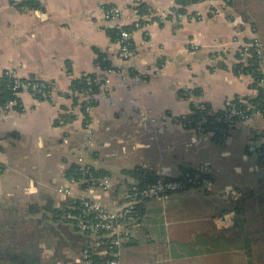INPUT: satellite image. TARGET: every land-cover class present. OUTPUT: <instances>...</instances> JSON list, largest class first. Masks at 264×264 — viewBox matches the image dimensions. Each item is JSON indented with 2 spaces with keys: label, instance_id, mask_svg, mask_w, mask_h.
<instances>
[{
  "label": "crops",
  "instance_id": "0c3cea01",
  "mask_svg": "<svg viewBox=\"0 0 264 264\" xmlns=\"http://www.w3.org/2000/svg\"><path fill=\"white\" fill-rule=\"evenodd\" d=\"M13 1L0 0V71L12 69L20 78L44 82L51 92L41 98L21 93L19 108L0 106V250L32 247L36 264H76L71 238L54 227L44 207L64 199L56 190L78 159L109 179L107 192L87 196L111 210L123 203V186L133 180L130 171L178 178L182 167L208 164V188L138 204L123 223L120 259L123 264H246L244 248L263 247L251 225L264 226V167L247 147L264 145V115L236 122L222 143L209 131L179 122L196 98L218 112L237 98L255 97L251 77L235 68L232 41L256 36L264 53V0H202L186 6L180 19L176 0H107L106 6L122 11L116 21L104 20L98 0H31L35 7ZM138 17L145 18L144 27L133 30ZM116 26L132 32L128 61L109 36ZM100 57L142 81L112 76L93 109L88 138L79 104L68 93L74 80L102 71ZM144 114L156 123L142 119ZM164 115L171 118L167 125L161 123ZM79 195L74 190V198ZM137 229L146 232L149 256L123 260L125 247L138 244Z\"/></svg>",
  "mask_w": 264,
  "mask_h": 264
},
{
  "label": "built area",
  "instance_id": "2783aa9c",
  "mask_svg": "<svg viewBox=\"0 0 264 264\" xmlns=\"http://www.w3.org/2000/svg\"><path fill=\"white\" fill-rule=\"evenodd\" d=\"M14 0V5L17 4ZM103 9V18L106 21H116L122 15V11L118 7L106 6L107 0H98ZM176 18H182V14L176 13ZM145 18L138 17L131 22L133 30L144 27ZM113 36L110 37L112 42L117 45L120 58L123 61H128L132 56V32L122 26L113 28ZM237 45L235 51V58L239 62H247V59L253 57L255 59V71L261 75L260 78H253L250 72L246 73L251 77L250 89L254 92L252 87L255 79L259 86H264V53L261 42L258 37L254 36L249 42L238 41L234 38L232 41ZM106 63V59H102ZM130 73V75H129ZM118 75L122 81L131 77L134 84L142 81V77L134 72H128L122 67H113L106 63L102 67V71L98 74H85L83 76L84 85L80 89L70 90L69 98L79 104L83 117V129L86 134H91V121L92 112L96 103L102 94H106L108 87L112 83V76ZM0 78L7 80V87L12 93L17 96L21 93L31 94L34 97H45L51 92V88L45 83L33 80L20 78L17 73L12 69L0 71ZM184 97H188L184 94ZM191 99V97H190ZM240 105L246 103L245 99L237 98ZM19 105L17 100L11 99L7 101L1 108L3 110L9 109L11 106ZM192 105L200 110L206 109L204 113L201 112L199 119L192 125L186 122L184 117L181 118L179 124L186 129L193 131H201L204 124L208 122L207 115L213 116L211 123L226 124L231 127L238 121L248 120L253 115H260L259 112L247 114V109L241 106L229 104L223 109V114L219 115L213 112L207 105L192 100ZM142 119L147 120L150 124H155L156 119L143 115ZM162 124L167 125L171 120L169 116H162ZM211 134H217L218 142L222 143L227 138L226 130L222 127H214V130H209ZM247 152L250 155H260L264 161V147L262 152L253 142H250L247 147ZM77 165L79 166L78 176H71L66 179V184L57 188V193L66 197L74 198V190H79L80 194L77 199L80 200L83 215H67V218L75 222L74 228L77 234H81L90 240L93 251L88 249L80 252L76 264H123L120 259V247L124 240L125 229L123 223L132 217L135 207L144 200L164 201L169 196L176 193H184L190 189L208 188L210 186L209 180V166L205 164L197 169L186 172L184 178H170L164 175L156 176L152 183L143 186L135 182H131L123 193V203L117 210H111L95 198L87 196L91 192H107L110 189V181L108 178L97 177L94 174V169L78 159ZM264 182V179H263Z\"/></svg>",
  "mask_w": 264,
  "mask_h": 264
},
{
  "label": "trees",
  "instance_id": "16d2710c",
  "mask_svg": "<svg viewBox=\"0 0 264 264\" xmlns=\"http://www.w3.org/2000/svg\"><path fill=\"white\" fill-rule=\"evenodd\" d=\"M24 2H29L32 3L33 6H37V4H35V2L31 1V0H23ZM22 1V2H23ZM202 0H176V4L179 6L177 9H175L176 13H183L184 9L186 6L190 5V4H195L198 3ZM143 6V5H140ZM114 33L113 28L109 31V36L112 37ZM99 61L101 62V66H105L106 63L101 61V57L99 58ZM239 62V61H238ZM256 63H255V59L253 57H250L247 59V62H239L236 65V70L237 72H241L243 74H246L248 72L251 73V75L253 76V78H260L261 75L258 74L255 71L256 68ZM44 83V82H43ZM46 84V83H45ZM47 85V84H46ZM84 85V80H83V76L77 80H74L72 82V86H71V90L74 89H80L82 88ZM255 91H256V95L255 97L252 98H247L246 99V103L244 105H240L237 101H234L233 103H231V105H235V106H241V108L243 109H247V114H251L253 112H259L260 115H264V86H259L257 84V81L255 79V82L253 83L252 86ZM11 99H15L18 102V98L17 96H15L12 91L9 90V88L7 87V80L5 78H0V106H3L7 101L11 100ZM19 104V102H18ZM16 108H19V106L17 105ZM209 108V107H208ZM207 109V107H206ZM206 109L204 110H200L198 108L193 107L191 109V112L188 116L184 117V120L186 122H190V124L192 125L194 122H196L200 115L201 112L204 113L206 111ZM217 114L221 115L223 114V110L218 111ZM208 118V122L206 124H204L203 130L205 131H209V130H214V127H222L224 130H227L229 128V126H226V124H217V123H211V121L213 120V116L211 115H207ZM214 139L216 141H218L217 139V134L213 133ZM263 146H261L259 148L260 152H262L263 150ZM261 159V162L263 164L264 167V161L262 159V157L260 155H258ZM181 175L180 177H178L179 180H182L184 178V174L186 172H191V170L189 168H181ZM78 172H79V166L77 164L72 165L67 171H66V177L69 178L71 176H78ZM130 177H132V181L137 183L140 186H143L145 184H149L152 183L156 176L152 173H143L142 171L139 170H133L128 172ZM94 174L97 177H100L94 170ZM263 179H264V173H263ZM262 179V181H263ZM264 183V182H263ZM129 184H126L125 186H123V188H127L129 187ZM138 206V205H137ZM137 206L134 209V213L132 214V217L135 215V212L137 210ZM44 211L50 213L52 217H50L52 220H54L56 222V225L54 226L56 229H58L61 234L63 233L65 235V237L67 238H71V244L73 247V250L76 254L80 255V252H82V250L84 249H88L90 251H93V248L91 247V242L88 238H86L85 236L81 235V234H77L75 232V222L73 220H70L69 218H67V215L71 214V215H83L82 212V207L80 204V200L77 198H73V197H66L63 200H61L58 204V206H56L54 204V201H49L46 206L44 207ZM131 217V218H132ZM264 224V222H263ZM259 229H263L260 233L258 232ZM254 233H252L253 235H255V240H259L262 241L263 243V247L262 248H244V254L246 256V264H262V257H264V226L262 227H256L255 228ZM36 255L37 252L35 251V249H33L32 247H22L17 249H5V250H0V259L3 258L2 262H8V260L10 261H14L16 264H36ZM7 259V260H6ZM9 264V263H8ZM264 264V263H263Z\"/></svg>",
  "mask_w": 264,
  "mask_h": 264
},
{
  "label": "rangeland",
  "instance_id": "374dc122",
  "mask_svg": "<svg viewBox=\"0 0 264 264\" xmlns=\"http://www.w3.org/2000/svg\"><path fill=\"white\" fill-rule=\"evenodd\" d=\"M91 124H92V121H91ZM257 220H259V219L254 217V222H256ZM258 225H262V224H252L251 227H253L255 229ZM136 237L138 238V244L135 245L134 249L132 247H127V246L125 247L126 250L123 252L124 258L122 255L123 260H126L125 258H127V257H131L132 261H138L139 262L140 260L144 259V257L149 256L148 252H149V248H150L151 244L148 245L149 239L146 237V232H143L141 229H137ZM251 237H253V235H251ZM123 248H124V246H123ZM133 255H135V256H133ZM261 262H262V264L264 263V257H262Z\"/></svg>",
  "mask_w": 264,
  "mask_h": 264
}]
</instances>
